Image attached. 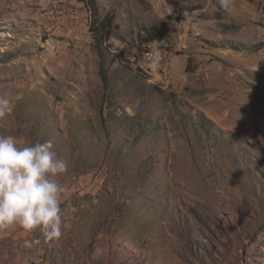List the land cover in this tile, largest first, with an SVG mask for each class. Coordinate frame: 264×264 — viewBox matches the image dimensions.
<instances>
[{"label": "rangeland", "instance_id": "1", "mask_svg": "<svg viewBox=\"0 0 264 264\" xmlns=\"http://www.w3.org/2000/svg\"><path fill=\"white\" fill-rule=\"evenodd\" d=\"M92 1L0 0V135L52 139L76 209L0 264H264V0Z\"/></svg>", "mask_w": 264, "mask_h": 264}, {"label": "clouds", "instance_id": "2", "mask_svg": "<svg viewBox=\"0 0 264 264\" xmlns=\"http://www.w3.org/2000/svg\"><path fill=\"white\" fill-rule=\"evenodd\" d=\"M218 7L233 14L236 0H218ZM10 108L0 97V118ZM54 148L52 139L21 146L15 136L0 135V233L19 228L37 234L27 247L59 241L66 216L76 211L71 192L58 180L67 163Z\"/></svg>", "mask_w": 264, "mask_h": 264}, {"label": "trees", "instance_id": "3", "mask_svg": "<svg viewBox=\"0 0 264 264\" xmlns=\"http://www.w3.org/2000/svg\"><path fill=\"white\" fill-rule=\"evenodd\" d=\"M86 3L89 4L90 9H92V11L94 10V6H93V1L92 0H83ZM93 26H94V33H95V40L97 41L98 44L100 43H106V41L108 39L111 38V22H105V19H102L100 22H98L97 20L93 21ZM156 28H151L148 33H147V40L144 42V44L151 42V41H155L158 38H160V36L158 37L156 34L161 33L159 31V33H156ZM161 36H164V34H160ZM143 44V43H142ZM143 44V45H144ZM99 55L101 56L102 54L99 53ZM102 79L104 80V83L106 85V89L109 87V83L107 81L106 75L105 73H102ZM107 81V82H106Z\"/></svg>", "mask_w": 264, "mask_h": 264}, {"label": "bare ground", "instance_id": "4", "mask_svg": "<svg viewBox=\"0 0 264 264\" xmlns=\"http://www.w3.org/2000/svg\"><path fill=\"white\" fill-rule=\"evenodd\" d=\"M167 38H159L155 41L148 42L144 44V56L149 61V65H151V61H153V66L155 69H159L164 63V51L166 47ZM166 54V52H165Z\"/></svg>", "mask_w": 264, "mask_h": 264}, {"label": "built area", "instance_id": "5", "mask_svg": "<svg viewBox=\"0 0 264 264\" xmlns=\"http://www.w3.org/2000/svg\"><path fill=\"white\" fill-rule=\"evenodd\" d=\"M161 65H162V60H161ZM151 68H153V61H151ZM155 70H159V69H155Z\"/></svg>", "mask_w": 264, "mask_h": 264}]
</instances>
